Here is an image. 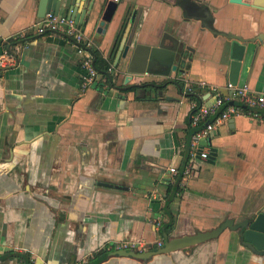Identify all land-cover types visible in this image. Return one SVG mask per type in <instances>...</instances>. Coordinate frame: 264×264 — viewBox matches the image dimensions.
Segmentation results:
<instances>
[{
	"label": "crops",
	"instance_id": "1",
	"mask_svg": "<svg viewBox=\"0 0 264 264\" xmlns=\"http://www.w3.org/2000/svg\"><path fill=\"white\" fill-rule=\"evenodd\" d=\"M195 1L211 8L215 27L252 40L245 42L233 83L262 91L264 9L253 0ZM116 2L105 31H96L93 18L79 24L117 79L111 85L96 79L83 88L74 43L35 31L50 11L40 14L39 0H0V53L17 56L0 70V264H264L230 228L147 258L114 254L113 244L128 240L141 242L135 252L158 248L168 212L170 237L264 212V122L257 120L258 108L223 122L202 142L214 149L213 162L195 158L192 177H181L167 201L179 174L169 167H180L189 132L186 80L223 88L230 81L231 40L185 17L178 0ZM84 5L75 1L77 13ZM63 9L59 14L66 15ZM128 24L132 42L127 57L116 62L114 43ZM165 33L184 44L181 69L167 74L160 65L155 73H131L125 82L135 43L153 45ZM143 82L144 88L125 89ZM192 88L199 102L212 99Z\"/></svg>",
	"mask_w": 264,
	"mask_h": 264
},
{
	"label": "water",
	"instance_id": "2",
	"mask_svg": "<svg viewBox=\"0 0 264 264\" xmlns=\"http://www.w3.org/2000/svg\"><path fill=\"white\" fill-rule=\"evenodd\" d=\"M66 1L67 0H51L50 2L49 0H39V12L41 14L42 12L50 11L59 14L60 8L61 6H63V10L66 12V15L68 17L75 19L80 24H82L83 22H87V20L90 18H93L97 26L96 31L103 32L111 22L118 5V3L114 0H103L100 3H97L96 0H85L83 12L77 13V8H75L74 6L76 0H71L70 4L67 5ZM229 1L234 3H243V0ZM262 1L264 0H253L251 4L257 8L264 9V5L261 3ZM178 4L183 9L185 17L198 19L201 21L202 25L207 28L211 33L215 35H222L231 40L229 54V80L234 82L243 58L245 42L252 40L243 39L236 33L224 31L215 27L213 13L208 5H203L195 0H178ZM85 15L86 18L83 20ZM130 26L131 24L127 25L122 37H116L114 43L117 49L115 58L116 62H118L120 58L127 57L129 47L132 42L129 33ZM165 39H169V42L166 43ZM20 43L24 44V41L22 40ZM15 53L16 52H11V55L13 56L14 60L17 57ZM184 54L185 51L183 42H180L179 39L168 33L163 34V36L160 37L153 45L135 43L127 65V72L129 74H127L124 81H128V78L130 77L131 73H155L158 71V66L160 65H165V72L167 74L170 71H179L181 69V65L185 61ZM8 67L9 66L0 67V70H5ZM231 102L234 103L235 101ZM241 105L243 108H247V106L243 104ZM258 110L264 112L263 109ZM194 131L195 129H191L188 132L185 143L183 161L179 167L178 179L174 183L172 193L169 195L167 201H170L172 199L173 193L176 187L178 186L180 178L182 177V171L187 160L190 148V136ZM214 157L215 151L213 148H211L207 160L213 162ZM165 209L168 212L166 205ZM168 214L169 222L160 227L164 239L163 244L160 247L154 250L150 249L144 252H135L130 250L129 252L117 251L114 254L124 253L125 255V253H127L129 255H134V257H137L139 259L147 258L155 254H163L179 249L188 248L189 246L194 245L196 243L205 241L207 239L215 238L220 234L221 231L226 228H230V230L235 232L237 241L239 243L245 245L252 252L260 254L264 258V212H258L253 217L246 220H241L236 224H233V221L231 219H225L223 223L211 230L196 231L191 234L173 237H170L168 232L165 230L168 224L172 221L171 213L168 212Z\"/></svg>",
	"mask_w": 264,
	"mask_h": 264
},
{
	"label": "built area",
	"instance_id": "3",
	"mask_svg": "<svg viewBox=\"0 0 264 264\" xmlns=\"http://www.w3.org/2000/svg\"><path fill=\"white\" fill-rule=\"evenodd\" d=\"M117 1V0H114ZM35 31L39 35H61L70 39L80 56V65L84 70L83 88L94 85L97 79V70L94 64L93 43L84 36L80 24L73 18L64 14L47 12L34 25ZM13 64V56L7 52L0 53V67H6ZM108 71L114 73V68L109 65ZM193 86L200 92H207L212 95L210 102H199L192 98L190 100V126L195 131L190 136L189 152L185 162L182 178L188 180L192 177L194 169V159L199 157L207 159L209 150L203 146L211 133L223 122L240 114L252 115L250 109L258 108L264 110V88L260 92H253L247 84L237 85L227 81L223 88L205 80H199L195 84L186 80L184 93L192 94ZM231 101H235L232 103ZM247 106L243 108L242 105ZM257 120L264 122V112L257 116ZM171 173L177 174L179 168L169 167ZM159 227L160 223L157 221ZM162 245V240L157 241V246ZM141 242L138 241H121L115 242L111 247L115 251L139 250Z\"/></svg>",
	"mask_w": 264,
	"mask_h": 264
},
{
	"label": "trees",
	"instance_id": "4",
	"mask_svg": "<svg viewBox=\"0 0 264 264\" xmlns=\"http://www.w3.org/2000/svg\"><path fill=\"white\" fill-rule=\"evenodd\" d=\"M93 53H94V64L95 68L97 70V80L98 84L107 83L108 85L114 84L116 81V77L113 76L111 72L108 71V66L110 65V62L108 60H105L104 58L100 57V54L98 50L93 45ZM178 82V81H177ZM97 84V85H98ZM148 85V83H141V84H133L126 87V90H136L137 88H144ZM178 85L181 86L180 82H178ZM190 97L200 101V97L195 94H189ZM193 129L190 126V117L187 119V130L190 131ZM167 230V227L165 228Z\"/></svg>",
	"mask_w": 264,
	"mask_h": 264
},
{
	"label": "flooded vegetation",
	"instance_id": "5",
	"mask_svg": "<svg viewBox=\"0 0 264 264\" xmlns=\"http://www.w3.org/2000/svg\"><path fill=\"white\" fill-rule=\"evenodd\" d=\"M163 243V242H162ZM158 247V246H157ZM26 264H29V262H25Z\"/></svg>",
	"mask_w": 264,
	"mask_h": 264
}]
</instances>
